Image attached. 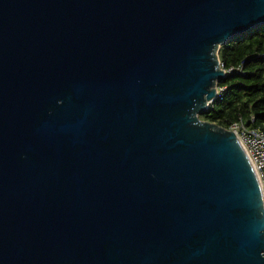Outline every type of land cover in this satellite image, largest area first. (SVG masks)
Segmentation results:
<instances>
[{"label":"water","instance_id":"obj_1","mask_svg":"<svg viewBox=\"0 0 264 264\" xmlns=\"http://www.w3.org/2000/svg\"><path fill=\"white\" fill-rule=\"evenodd\" d=\"M264 0H0V264H264L260 184L199 117Z\"/></svg>","mask_w":264,"mask_h":264},{"label":"trees","instance_id":"obj_2","mask_svg":"<svg viewBox=\"0 0 264 264\" xmlns=\"http://www.w3.org/2000/svg\"><path fill=\"white\" fill-rule=\"evenodd\" d=\"M218 58L227 73L199 119L224 129L241 122L264 130V25L222 45Z\"/></svg>","mask_w":264,"mask_h":264},{"label":"built area","instance_id":"obj_3","mask_svg":"<svg viewBox=\"0 0 264 264\" xmlns=\"http://www.w3.org/2000/svg\"><path fill=\"white\" fill-rule=\"evenodd\" d=\"M227 130L234 133L243 147L260 184L264 203V130L249 128L241 122L233 123Z\"/></svg>","mask_w":264,"mask_h":264}]
</instances>
